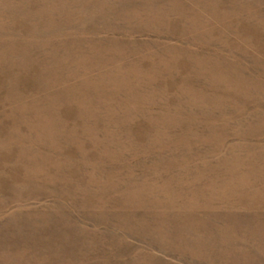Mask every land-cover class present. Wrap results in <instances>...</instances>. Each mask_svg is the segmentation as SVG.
<instances>
[{
  "label": "rangeland",
  "instance_id": "374dc122",
  "mask_svg": "<svg viewBox=\"0 0 264 264\" xmlns=\"http://www.w3.org/2000/svg\"><path fill=\"white\" fill-rule=\"evenodd\" d=\"M0 264H264V0H0Z\"/></svg>",
  "mask_w": 264,
  "mask_h": 264
}]
</instances>
